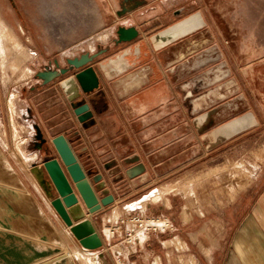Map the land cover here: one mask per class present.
I'll use <instances>...</instances> for the list:
<instances>
[{
    "label": "crops",
    "instance_id": "0c3cea01",
    "mask_svg": "<svg viewBox=\"0 0 264 264\" xmlns=\"http://www.w3.org/2000/svg\"><path fill=\"white\" fill-rule=\"evenodd\" d=\"M226 1L147 0L126 16L114 13L118 21L130 18L137 26V40L146 42L157 76L123 100L109 87L83 93L76 101L85 98L87 122L79 120L61 87L78 70L48 84L36 79L37 87L19 104L37 121L35 149L24 154L26 169L14 168L0 153V264H117L118 258L128 264H175L180 252L191 264H264V158L244 189L224 170L242 150L264 148V0ZM182 6L192 7L188 14L200 11L206 25L155 50L150 37ZM135 41L99 47L104 52L92 65ZM199 64L205 66L200 75L205 84H217L186 104L183 85L193 86ZM240 94L259 125L209 150L195 117ZM58 135L69 141L99 197L114 196L96 214L86 213L103 240L98 249L82 246L30 173L33 164L57 157L51 140ZM194 176L202 177V184H189ZM136 211L162 215L171 227L138 233L128 244L121 220Z\"/></svg>",
    "mask_w": 264,
    "mask_h": 264
},
{
    "label": "water",
    "instance_id": "95a60500",
    "mask_svg": "<svg viewBox=\"0 0 264 264\" xmlns=\"http://www.w3.org/2000/svg\"><path fill=\"white\" fill-rule=\"evenodd\" d=\"M138 7L135 5L127 8L126 12H132ZM117 15L121 16L119 13ZM205 25L202 13L196 11L153 34L150 41L155 50H160L197 32ZM118 34L119 43L135 41L140 35L134 26L121 27ZM103 52H85L74 59L68 58L67 63L72 64L69 67H61L56 61L55 67L47 65L45 70L38 73V78L44 84H48L71 71L78 70L63 79L61 87L69 95L81 122H87L91 118L85 98L76 101L83 93L89 94L101 87H109L118 100H123L151 83L154 72L152 64L146 63L134 68L136 62L130 59L128 51L119 52L107 62L93 66ZM194 122L209 150L259 125L249 102L241 94L196 116ZM38 138L42 144L46 143L39 129ZM51 144L56 149L57 157L42 164H33L29 168L30 173L52 208L82 246L87 250L98 249L103 246V240L92 218H86V213L88 211L91 215L96 214L103 206L112 204L114 196L106 194L102 198L99 197V190L92 184L64 135L54 137Z\"/></svg>",
    "mask_w": 264,
    "mask_h": 264
},
{
    "label": "rangeland",
    "instance_id": "374dc122",
    "mask_svg": "<svg viewBox=\"0 0 264 264\" xmlns=\"http://www.w3.org/2000/svg\"><path fill=\"white\" fill-rule=\"evenodd\" d=\"M191 10L192 7H188V12ZM114 13L107 0H0V25L3 23L9 28L29 55L14 69L12 62L18 58L21 49L15 48L9 54L4 40L0 39V153L5 154L14 168L26 169L28 159L24 154L27 149H35L37 143L34 128L37 121L19 104L24 94L37 86L35 72L42 66L40 63L47 58L62 59L67 63L68 58L111 44L117 36V26L129 20L118 21ZM168 20L173 18L168 16ZM195 68L191 71L195 77L193 86L187 88L183 85L185 82L182 84L181 97L186 104L191 98L208 93L217 84L215 80L208 87L200 77L205 66L199 64ZM15 156L21 160L14 162ZM238 158L227 162L224 170L230 173L231 181L233 176L239 178L238 188L244 189L263 163L264 148L259 147L252 153L242 150ZM186 180L182 182L183 188ZM188 180L189 184H202L200 176ZM229 193L233 195L231 191ZM179 254L175 264H191L183 252Z\"/></svg>",
    "mask_w": 264,
    "mask_h": 264
},
{
    "label": "flooded vegetation",
    "instance_id": "af4514ba",
    "mask_svg": "<svg viewBox=\"0 0 264 264\" xmlns=\"http://www.w3.org/2000/svg\"><path fill=\"white\" fill-rule=\"evenodd\" d=\"M107 1H108L109 5H110V8L112 9L113 12H115L116 14L119 13L121 16H126V15H128L130 13V12H126L127 8L133 7L135 5L141 6V5H143V2H145L147 0H107ZM148 1H154V0H148ZM152 8L154 9L155 5H153ZM188 15H190V14H188L187 7L182 6V7L173 9L168 14L169 17L173 18V20L168 24V26L173 24V23H175V22H177V21H179V20H181L182 18H184V17H186ZM126 19H130V18H126ZM132 26L137 28V26L132 21L128 20V23H122L121 22L116 28V32H117L116 35L117 36L114 37L111 45H121V44H125V43L128 44V42L119 43V38L120 37H119V34H118V30L121 27L130 28ZM138 31H139V29H138ZM139 33H140V31H139ZM129 43H131V42H129ZM103 50H104L103 48H99L95 53H99V52H101ZM123 51H128L127 53L129 55V57L132 58V60L136 62L135 65H134V68L138 67V66H141L143 64H146V63H150V60H151V57H152L151 52L146 47V42H144L142 40H137L136 39L133 47H129L128 46L125 49L121 50L120 52H123ZM82 54H80L79 56H81ZM115 55L116 54H114V56ZM112 57H113V55H112ZM74 58H76V57H74ZM74 58H72V59H74ZM56 61H58L60 66H61V63H60V61L58 59H54L52 64L50 62L46 63V61L43 59V61L40 63L42 66L40 68H37V71L35 72L37 78H38L39 71L45 70L47 65H51V66L55 67ZM71 65L72 64L67 63L66 65L61 66V67H66V66L69 67ZM152 76L153 77L157 76V72L154 71ZM36 87H37L36 85L32 86L31 89H34Z\"/></svg>",
    "mask_w": 264,
    "mask_h": 264
},
{
    "label": "built area",
    "instance_id": "2783aa9c",
    "mask_svg": "<svg viewBox=\"0 0 264 264\" xmlns=\"http://www.w3.org/2000/svg\"><path fill=\"white\" fill-rule=\"evenodd\" d=\"M190 95V93H189ZM121 223L125 225V242L128 244L134 243L137 240L138 233H155L169 230L171 222L168 218L162 215L145 214L141 211H136L128 216H125ZM117 264H128L122 259H117Z\"/></svg>",
    "mask_w": 264,
    "mask_h": 264
},
{
    "label": "bare ground",
    "instance_id": "6f19581e",
    "mask_svg": "<svg viewBox=\"0 0 264 264\" xmlns=\"http://www.w3.org/2000/svg\"><path fill=\"white\" fill-rule=\"evenodd\" d=\"M0 39L4 40L5 48L8 50L9 54L13 49L20 48L21 53H19L18 58L12 62L13 68L18 65L19 61H24L28 58V53L24 46H22L21 42L18 38L9 30V28L5 24L0 25ZM25 75V74H24ZM134 205V204H133ZM132 205V206H133Z\"/></svg>",
    "mask_w": 264,
    "mask_h": 264
}]
</instances>
